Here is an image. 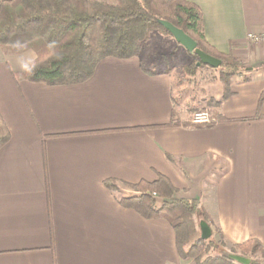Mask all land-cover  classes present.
<instances>
[{"label":"crops","instance_id":"crops-1","mask_svg":"<svg viewBox=\"0 0 264 264\" xmlns=\"http://www.w3.org/2000/svg\"><path fill=\"white\" fill-rule=\"evenodd\" d=\"M184 1L200 10L208 47L245 68L210 96L208 126L180 112L172 73L143 59L150 41L59 86L20 79L32 50L0 48V264H195L168 221L118 202L159 177L174 199L199 202L227 249L264 248V0Z\"/></svg>","mask_w":264,"mask_h":264},{"label":"trees","instance_id":"trees-1","mask_svg":"<svg viewBox=\"0 0 264 264\" xmlns=\"http://www.w3.org/2000/svg\"><path fill=\"white\" fill-rule=\"evenodd\" d=\"M169 22L182 30L203 53L220 61L215 70L221 84H228L234 75L245 68L232 56L216 53L204 42L200 10L184 0H11L0 5V48L6 53L32 50L36 59L20 79L47 86L75 85L88 80L95 66L103 59L137 57L153 33L170 36L158 21ZM194 59L197 57L191 54ZM198 63V62H197ZM196 62L183 66L185 77L198 69ZM170 126V125H168ZM9 140V132L0 117V148ZM113 193L118 187L105 183ZM134 195L120 198L124 208L132 209L148 220L163 219L174 230L176 247L182 259L195 264H235L229 261L219 244L211 237L199 238L185 252L187 238L196 232L193 220L205 222L211 229L210 218L196 200L174 199L176 190L163 177L156 182L128 185ZM160 201L159 205L158 202ZM216 251L217 256H206ZM233 255L249 259L261 254V261L250 259L249 264H264V248L256 241L234 246Z\"/></svg>","mask_w":264,"mask_h":264},{"label":"rangeland","instance_id":"rangeland-1","mask_svg":"<svg viewBox=\"0 0 264 264\" xmlns=\"http://www.w3.org/2000/svg\"><path fill=\"white\" fill-rule=\"evenodd\" d=\"M45 1V0H42ZM99 2H108L112 3L113 0H97ZM157 33H153L149 39V45L145 48L147 53L143 56V59L146 62L151 63L152 65L149 66L151 69L157 71H167L172 73L173 80H174V90L176 93V97L178 98L180 112L187 116L193 112H200L206 111L211 115L210 110L208 108V102L210 100V96L216 90L219 84V75L215 70L210 68H201L196 71L194 76L192 77H185L182 68L183 66H187L191 62H198V59H194L192 56L188 55L184 50H180L179 46L175 43L174 40H169L168 37L165 38H154L151 40L152 37L156 36ZM164 36V35H163ZM183 49V48H182ZM146 57L148 59H146ZM208 107V108H207ZM134 195V193H132ZM160 201L158 202L159 205ZM210 218V217H209ZM212 223V230L213 235L212 239L215 243L223 242L224 248L221 244H219V249L221 252H224L225 256L228 254H232V249L226 248V245L218 233L216 226L209 219ZM194 227L196 232L193 234L192 237L187 238L186 234V242L183 247L184 251L186 252L199 238L200 232L198 228L197 220H193ZM218 252L213 251L204 255L206 256H217ZM255 261H261V254L253 255L252 258Z\"/></svg>","mask_w":264,"mask_h":264},{"label":"water","instance_id":"water-1","mask_svg":"<svg viewBox=\"0 0 264 264\" xmlns=\"http://www.w3.org/2000/svg\"><path fill=\"white\" fill-rule=\"evenodd\" d=\"M158 24L170 35V37L175 41V43L183 48L187 53L194 54L198 63L197 67L203 65L213 70H216L220 66V61L203 53L197 48V44L188 37L182 30L176 28L169 22L159 20ZM200 239L206 241L211 235L212 231L210 227L205 222L199 223ZM226 258L235 264H249L250 259L241 257L239 255L228 254Z\"/></svg>","mask_w":264,"mask_h":264},{"label":"built area","instance_id":"built-area-1","mask_svg":"<svg viewBox=\"0 0 264 264\" xmlns=\"http://www.w3.org/2000/svg\"><path fill=\"white\" fill-rule=\"evenodd\" d=\"M190 120L195 126H208L213 123L211 115L206 111L195 112Z\"/></svg>","mask_w":264,"mask_h":264}]
</instances>
